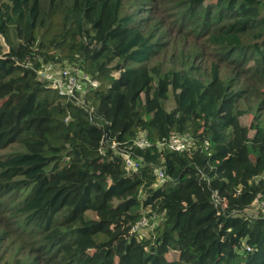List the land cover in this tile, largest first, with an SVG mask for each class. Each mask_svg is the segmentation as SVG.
Instances as JSON below:
<instances>
[{
  "label": "trees",
  "instance_id": "obj_1",
  "mask_svg": "<svg viewBox=\"0 0 264 264\" xmlns=\"http://www.w3.org/2000/svg\"><path fill=\"white\" fill-rule=\"evenodd\" d=\"M160 1L0 0V215L18 236L0 264H264V218L244 214L264 202V0H181L169 23L146 24L140 7ZM169 36L179 55L153 61ZM49 63L98 81L93 123L37 79ZM139 132L152 147L134 148L136 174L98 153L103 134ZM172 132L208 149L159 151ZM100 200L103 218H89ZM143 216L155 229L131 233Z\"/></svg>",
  "mask_w": 264,
  "mask_h": 264
},
{
  "label": "built area",
  "instance_id": "obj_2",
  "mask_svg": "<svg viewBox=\"0 0 264 264\" xmlns=\"http://www.w3.org/2000/svg\"><path fill=\"white\" fill-rule=\"evenodd\" d=\"M36 77L39 81L45 83L48 88L59 93L60 96L64 97L65 100L71 103L74 107L86 112L89 121L92 123L94 122V108L85 100V95L88 90L95 89L99 86L97 80L93 79L78 67H74V65H62L56 63H49L42 66L36 71ZM69 120V117H66L65 122H68ZM109 140L110 138L107 134H103L98 153L104 155L107 147L112 155L121 159L123 168L128 176L139 172L142 166V159L135 154L134 148L145 150L152 147V143L147 138L146 133H137L130 143H119L114 140L109 142ZM155 146L159 151L168 150L193 155L198 151H206L209 143L207 140H201L199 137L191 134H178L172 132L169 134L168 138L156 142ZM198 173L200 178L208 185L210 183L209 178L200 171H198ZM153 175L156 179L155 187L161 186L166 181L162 167H154ZM261 179H264V175L255 178V180ZM210 199L214 208L218 211V214L224 213L226 201L222 199L216 191L211 193ZM251 208H253V215L248 217L264 218L263 201L256 200L251 205ZM154 218L155 217L148 218L143 216L131 227L130 232L140 233L141 235L142 232H152L156 226V223L153 222ZM245 250L247 252L251 251L250 247H245Z\"/></svg>",
  "mask_w": 264,
  "mask_h": 264
},
{
  "label": "rangeland",
  "instance_id": "obj_3",
  "mask_svg": "<svg viewBox=\"0 0 264 264\" xmlns=\"http://www.w3.org/2000/svg\"><path fill=\"white\" fill-rule=\"evenodd\" d=\"M179 1L181 0H161L160 3V9H156V7L154 6H150V5H142L140 7L139 10V16L143 19V20H147L146 24L150 23H161V19L163 20V22L169 23L170 22V18H172L175 10H176V5L179 3ZM131 9L126 7L125 12H130ZM174 36H169V38H167L166 40L169 41V44L166 48L165 53L162 55L157 56L153 61H164V62H169L170 56L172 54V52L174 51V48L177 49L175 54L178 56L180 53V44H174L173 41ZM200 46V43L198 44ZM189 47L188 46V42L185 43L183 45V52H185L186 48ZM7 49L5 48V51ZM70 64V63H69ZM65 65V63H64ZM261 88V87H260ZM263 90V88H262ZM51 93L53 94V92L51 91ZM254 101L251 100V102L249 103V105L253 106ZM71 118V116H69V119ZM252 119V113H247L246 115L241 117V121L243 124L248 125L251 122ZM71 120V119H70ZM105 202L100 200L99 202H97L94 207L93 210L87 213V216L91 219H101L103 218V215L101 214V209L104 207ZM255 205V204H254ZM246 216H252L253 215V208H250L248 210L245 211L244 213ZM6 223L7 221L5 219L1 218L0 215V231L1 230H6L8 233L7 239L0 245V254L9 246L10 250H12L15 245L16 242L18 240V236L17 233L14 231V229H12L11 227H6ZM143 234H147L145 232H142ZM162 252V249L160 250ZM164 258L166 260H172L176 258V254L169 252L164 254ZM115 262H117V260H115Z\"/></svg>",
  "mask_w": 264,
  "mask_h": 264
}]
</instances>
